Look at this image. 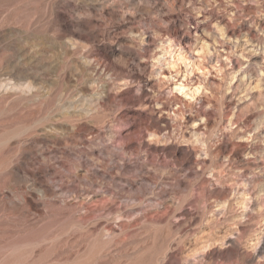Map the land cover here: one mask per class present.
<instances>
[{
    "label": "rangeland",
    "instance_id": "obj_1",
    "mask_svg": "<svg viewBox=\"0 0 264 264\" xmlns=\"http://www.w3.org/2000/svg\"><path fill=\"white\" fill-rule=\"evenodd\" d=\"M0 264H264V0H0Z\"/></svg>",
    "mask_w": 264,
    "mask_h": 264
},
{
    "label": "bare ground",
    "instance_id": "obj_2",
    "mask_svg": "<svg viewBox=\"0 0 264 264\" xmlns=\"http://www.w3.org/2000/svg\"><path fill=\"white\" fill-rule=\"evenodd\" d=\"M170 51V50H169ZM166 52H168L167 50L165 51V53L164 54H166ZM175 59V58H174ZM184 59V58H183ZM181 60H182V58H181ZM188 63H186V65H187ZM175 90H177V91H179L180 93H184V94H186V95H189V96H191V97H193V92L192 93H190V92H188L187 91V87H186V85H184L183 83H179V84H177V86L175 87ZM197 90V89H196ZM194 91V90H193ZM194 92H196V91H194ZM195 94V93H194Z\"/></svg>",
    "mask_w": 264,
    "mask_h": 264
}]
</instances>
